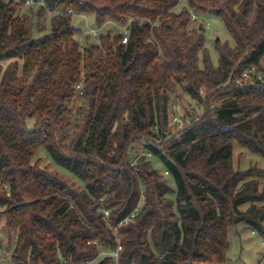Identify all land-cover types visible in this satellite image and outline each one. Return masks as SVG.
I'll return each mask as SVG.
<instances>
[{
    "label": "trees",
    "instance_id": "16d2710c",
    "mask_svg": "<svg viewBox=\"0 0 264 264\" xmlns=\"http://www.w3.org/2000/svg\"><path fill=\"white\" fill-rule=\"evenodd\" d=\"M25 1L0 0V206L13 262L89 264L121 245L120 264H226L232 227L264 235V168L233 163L236 144L264 158V82L242 78L261 72L264 0H187L179 11L180 0H44L40 35ZM193 12L221 17L235 40L216 41L218 65ZM76 14L98 28L129 23L127 42L119 31L83 46ZM178 86L205 111L169 136ZM40 148L85 188L34 161Z\"/></svg>",
    "mask_w": 264,
    "mask_h": 264
},
{
    "label": "rangeland",
    "instance_id": "374dc122",
    "mask_svg": "<svg viewBox=\"0 0 264 264\" xmlns=\"http://www.w3.org/2000/svg\"><path fill=\"white\" fill-rule=\"evenodd\" d=\"M44 3L38 1L30 5H22L20 13L26 14L35 21V35H40L38 31L37 23L40 22L44 26L45 32L49 31L51 14L46 12L42 17L37 15L38 9ZM187 5V0H180L176 11H179L182 6ZM192 27H197L202 24L204 27V34L206 40V47L208 48L211 60L214 65L219 63V54L215 48L217 40L219 42L228 41L230 46H235V40L228 32L223 19L216 15H204L198 14V19H192ZM73 23L79 27V32L75 34L78 41L83 46H88L91 43L96 42L99 39L101 33L115 34L121 29L118 25L112 22H106L103 27L98 28L96 25L95 17L93 14L80 15L76 14L73 17ZM202 58L200 59V65H202ZM6 64H4V67ZM259 69L264 75V57L261 60ZM170 107L168 114V121L165 128L170 132L169 136L175 134L179 129L184 126L186 122H189L192 118L197 117L204 113L205 104L202 101L194 99L188 95L181 86H178L175 92L171 93ZM222 99H216L212 103V108L218 105ZM85 105V101L82 97V92L78 88V93L73 100L72 106L76 112L79 113L82 106ZM30 126L34 123V118L28 120ZM140 151V145H136ZM135 153V152H134ZM137 154V153H136ZM148 160L151 161L153 167L164 175L167 179V183L175 188V182L171 178V175L166 170L162 161L154 155L147 154ZM137 155L132 156L133 163H136ZM34 161H38L41 166H47L51 171L58 174L64 179L70 186L76 189L85 188V182L78 178L75 174L57 165L51 158L47 150L40 148L35 154ZM234 167L238 169H248L250 167L264 168V158L252 153L247 148H244L238 144L234 147L233 152ZM175 197L174 193L169 195ZM143 195L141 196V203L143 202ZM4 208L0 206V264H16L12 259V251L15 246V238L13 235L4 229L5 217L1 213ZM228 261L226 264H264V235H261L258 231L253 230L244 223H240L229 230V249L227 251ZM106 256L112 257L111 264L119 263V252L111 248H102L99 256L95 261L89 264H95L99 260Z\"/></svg>",
    "mask_w": 264,
    "mask_h": 264
},
{
    "label": "built area",
    "instance_id": "2783aa9c",
    "mask_svg": "<svg viewBox=\"0 0 264 264\" xmlns=\"http://www.w3.org/2000/svg\"><path fill=\"white\" fill-rule=\"evenodd\" d=\"M40 2H42V3H44V0H39ZM34 2H37V1H35V0H26L23 4H21V7H22V5H30V4H33ZM69 12H72V10H69ZM192 19L193 20H195V19H198V14L197 13H195V12H193L192 13ZM120 27V31H121V33H122V35H123V42L125 43V42H127V40H128V36H129V32H130V26H129V23L128 24H125V25H123V26H119ZM252 75H255V77L258 79V80H260V81H263L264 82V75H263V73H261V72H258L257 70H256V68L254 67L252 70H250V71H246V72H244L243 73V75H242V78H249V79H252V80H254V78L252 77ZM241 80L242 79H237V82H241ZM104 212L106 213V214H108L109 213V210H104ZM136 214V211L135 212H133L132 214H130L129 216H127L121 223H120V225L121 224H126V223H128L129 221H131L132 220V218H133V216ZM121 245H119L118 246V249L116 250V254L121 250ZM82 264H85V263H82Z\"/></svg>",
    "mask_w": 264,
    "mask_h": 264
},
{
    "label": "water",
    "instance_id": "95a60500",
    "mask_svg": "<svg viewBox=\"0 0 264 264\" xmlns=\"http://www.w3.org/2000/svg\"><path fill=\"white\" fill-rule=\"evenodd\" d=\"M199 28H200V29L202 28V24L199 26Z\"/></svg>",
    "mask_w": 264,
    "mask_h": 264
}]
</instances>
